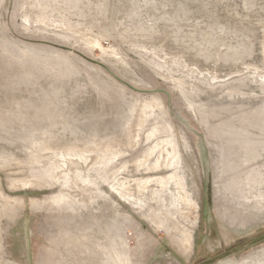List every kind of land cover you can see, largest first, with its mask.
<instances>
[{
    "label": "rangeland",
    "instance_id": "obj_1",
    "mask_svg": "<svg viewBox=\"0 0 264 264\" xmlns=\"http://www.w3.org/2000/svg\"><path fill=\"white\" fill-rule=\"evenodd\" d=\"M0 264H264V0H0Z\"/></svg>",
    "mask_w": 264,
    "mask_h": 264
},
{
    "label": "water",
    "instance_id": "obj_2",
    "mask_svg": "<svg viewBox=\"0 0 264 264\" xmlns=\"http://www.w3.org/2000/svg\"><path fill=\"white\" fill-rule=\"evenodd\" d=\"M158 91H159V92L166 93V94L168 95L169 99H170V95H169V93H168L166 90L161 89V90H158Z\"/></svg>",
    "mask_w": 264,
    "mask_h": 264
}]
</instances>
